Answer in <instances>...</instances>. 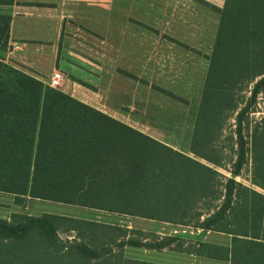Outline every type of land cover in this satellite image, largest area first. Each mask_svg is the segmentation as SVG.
<instances>
[{
  "label": "trees",
  "instance_id": "1",
  "mask_svg": "<svg viewBox=\"0 0 264 264\" xmlns=\"http://www.w3.org/2000/svg\"><path fill=\"white\" fill-rule=\"evenodd\" d=\"M214 8L219 24L190 147L198 159L0 58V192L21 204L42 199L225 232L228 245L199 241L186 250L230 264H264V194L235 177L246 162L243 122L264 94V0H225ZM10 20L0 15V48L8 45ZM252 82L248 103L236 115L234 166L222 182L215 167L220 160L206 156L207 138L220 134L226 112L240 106L237 94ZM252 142L253 183L263 187L264 131ZM221 196L222 204L204 219L203 211L191 212L198 201L204 207ZM60 228L76 236L63 239ZM181 239L89 217L13 213L0 218V264H155L125 258L122 250L171 248Z\"/></svg>",
  "mask_w": 264,
  "mask_h": 264
},
{
  "label": "crops",
  "instance_id": "2",
  "mask_svg": "<svg viewBox=\"0 0 264 264\" xmlns=\"http://www.w3.org/2000/svg\"><path fill=\"white\" fill-rule=\"evenodd\" d=\"M150 1L156 3V10H161V6L164 8L161 0ZM143 2L0 0V15L11 18L8 45L0 48V58L14 66L26 67L34 75L38 73L34 68L36 58L52 59L49 75L58 69L64 76L68 74L73 78L67 84L68 89L60 88L62 91L102 111L107 117L189 155L188 143L194 130L213 49H195L189 43V37L182 35L152 33L144 26H152L146 19L132 22L135 19L132 16L136 15ZM93 8L100 9L103 17L100 18ZM49 32L53 33V40L49 39ZM44 42L50 45L44 46ZM80 82L89 84L90 91H83ZM170 121L176 124H170L168 128L158 125L159 122ZM169 135L174 136L173 140L167 138ZM10 196L16 205L15 210L0 218L8 219L13 213L25 212L24 207L16 202L15 195ZM194 196L200 199L199 195ZM99 212V216H112L104 222L154 233L160 238L174 235L185 240L191 236L195 238L193 245L199 241L223 245L231 243V235L225 232L203 230L190 224ZM204 213L201 217L210 214L209 211ZM136 219L145 220L141 224L148 228L133 224ZM158 226L161 230L157 232ZM213 233L218 234V241L211 240ZM143 248L149 251V255L142 260L155 264H180V259L186 256H192L188 257L190 264L227 263L187 251L189 254H176L170 262H161L158 255L166 248Z\"/></svg>",
  "mask_w": 264,
  "mask_h": 264
},
{
  "label": "rangeland",
  "instance_id": "3",
  "mask_svg": "<svg viewBox=\"0 0 264 264\" xmlns=\"http://www.w3.org/2000/svg\"><path fill=\"white\" fill-rule=\"evenodd\" d=\"M143 1H144L143 4L141 3L142 6H140L139 10L136 11V15L132 16L135 17V19H132V22H138V20L140 19H143L141 21H144L146 19L147 22L150 23L152 26L147 24H144V26H146L147 29L152 33L155 34L163 33V34H173V35L177 34V35H182L186 38L189 37L188 39L191 40L189 43L193 44L195 49L198 50L207 51V50H212L214 48L216 32L219 24V15L217 10L214 8V6L222 7L224 5L225 0H163V1L161 0L164 6V8H162L161 6V10L160 8H157L156 10L155 8L156 3H154L153 1L150 0L147 1L143 0ZM93 10L100 14V18L103 17L102 16L103 14L100 9L93 8ZM119 27L122 28V26ZM98 31H100V27H98ZM47 35L50 40H53V36H54L53 33L49 32ZM43 45L49 46L50 43L44 42ZM35 61L36 64L34 65V68L38 72L37 75L32 74L31 73L32 71L30 69L27 70L26 67H20V66H16V67L28 72L31 75L38 77L39 79L45 82H49L52 76L49 75L50 72L49 67H51L50 64L52 62V59L36 58ZM70 77L71 76L68 74L64 76V80L62 82L63 86H61L62 87L61 89H65V88L68 89L69 86L67 87V84L73 81V78ZM254 82L249 84L244 89L242 88L240 92L237 94L236 100L237 102H241L239 103L240 106L236 111L226 112V117L224 115L225 117L224 127L221 130L220 134L218 136H215L214 138L213 137L207 138L208 153L206 156L208 158L209 157L213 158L214 161L220 160L221 166H215V167L219 172V175H217V179L223 177L222 178L223 180H221L222 182H224V177L231 176L232 168L234 166V162L236 159V154H237L236 152H238L237 151L238 135L236 133V115L240 110V108H242L246 103H248L247 101L249 99ZM80 85L83 87V91L85 90H87V92L90 91L89 84H85V82H80ZM76 95L78 94L76 93ZM260 95L261 96H259L257 103L252 106L253 107L252 110L254 111L250 112L243 122L242 134L246 142L245 144L246 162L243 164L242 169L238 174H236L235 177L236 180L241 182L243 185L251 187L257 190L258 192L264 194V185L262 184L263 187L262 186L260 187L258 185H254L253 183L254 181L253 170L256 167V164L253 161L252 140L256 132L258 135V132L260 133L264 131V118H263L264 94L261 93ZM170 124L172 125L176 123H173V121L167 123L164 122L158 123V125L162 128H168ZM167 138L173 140L174 136L169 135ZM192 138H193V132L191 136V141L188 143V147H191ZM199 138L202 137L200 136ZM188 154L191 157L196 158L193 151L190 150ZM199 160L205 163L204 160L202 159ZM260 181L262 180L257 179L258 183H262ZM213 185H215V188L218 191H222L224 194V189L220 188L216 181ZM198 195L201 198V193H198ZM183 197L184 195L182 194L179 195V198H183ZM12 199L13 198H11L10 193L0 192V217H5L15 210L16 205L14 204ZM203 200L204 198L202 199V202ZM211 201H213L212 202L213 204L210 205L204 204V207L202 206L203 203H200V201H198L199 204L196 206L197 208H194L193 210H191V212H194L195 210H201L205 212L204 214H207L208 211L209 213H211L217 206H220L222 204L223 196H221L219 199H212ZM22 204L21 206L24 207V211H25L24 213L29 215H41L45 212H51L59 215L89 217L103 222L104 220H108L112 218V216H106L107 214H101V216H99L100 214L99 211L88 212L85 211V209L82 207L65 205L62 203L42 200V199H25ZM11 216L8 219H10ZM205 217H201V219H204ZM115 219L116 218H113L112 220ZM143 221L145 220L136 219L135 223L133 222V224H135L138 227L141 225L142 228L145 227L144 229H147L148 227L146 225L142 226L141 223H145ZM153 223L156 222L154 221ZM61 226L64 227L63 225ZM160 230L161 228L160 226H158L157 232ZM58 234L63 239H71L76 236L75 231L73 230L64 231L63 228H60L58 230ZM217 235L218 234L213 233V238H211V240L214 239L213 241H218ZM187 239H191V240H187ZM194 240L195 238L189 236L185 240H179L173 243V246L171 248L166 247L164 251H161V254L158 255V260L161 262L164 260L170 262L171 258L173 256H176V254H189L186 252L187 251L186 249L188 247H191L192 249L197 247L196 245L192 244ZM122 251H123L122 255L128 259L142 260L145 256L149 255L148 253L149 251L145 250L143 247L139 249L138 247L125 246ZM188 257H192V256H188ZM188 257L187 256L182 257V259H180L181 260L180 264H190L191 259H188ZM228 262L229 261H227L226 264H230V262L229 263Z\"/></svg>",
  "mask_w": 264,
  "mask_h": 264
},
{
  "label": "built area",
  "instance_id": "4",
  "mask_svg": "<svg viewBox=\"0 0 264 264\" xmlns=\"http://www.w3.org/2000/svg\"><path fill=\"white\" fill-rule=\"evenodd\" d=\"M64 80V73L60 70L54 71L52 74L50 80H49V85L53 88L60 89L62 86V82Z\"/></svg>",
  "mask_w": 264,
  "mask_h": 264
}]
</instances>
